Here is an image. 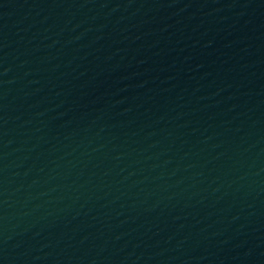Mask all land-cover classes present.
I'll list each match as a JSON object with an SVG mask.
<instances>
[{"label":"water","instance_id":"95a60500","mask_svg":"<svg viewBox=\"0 0 264 264\" xmlns=\"http://www.w3.org/2000/svg\"><path fill=\"white\" fill-rule=\"evenodd\" d=\"M154 0H0V61L60 33Z\"/></svg>","mask_w":264,"mask_h":264}]
</instances>
